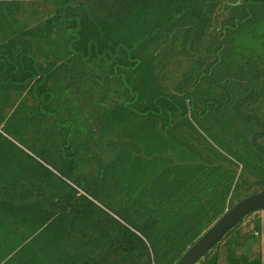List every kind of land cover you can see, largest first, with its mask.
Wrapping results in <instances>:
<instances>
[{"label": "trees", "instance_id": "16d2710c", "mask_svg": "<svg viewBox=\"0 0 264 264\" xmlns=\"http://www.w3.org/2000/svg\"><path fill=\"white\" fill-rule=\"evenodd\" d=\"M263 186L264 0H0V264H175Z\"/></svg>", "mask_w": 264, "mask_h": 264}, {"label": "water", "instance_id": "95a60500", "mask_svg": "<svg viewBox=\"0 0 264 264\" xmlns=\"http://www.w3.org/2000/svg\"><path fill=\"white\" fill-rule=\"evenodd\" d=\"M264 210V186L228 208L182 254L175 264H194L207 253L224 235L250 213Z\"/></svg>", "mask_w": 264, "mask_h": 264}, {"label": "rangeland", "instance_id": "374dc122", "mask_svg": "<svg viewBox=\"0 0 264 264\" xmlns=\"http://www.w3.org/2000/svg\"><path fill=\"white\" fill-rule=\"evenodd\" d=\"M258 217L260 218L259 239L253 234V225ZM259 248L261 262L264 264V210L246 217L231 236L218 246L219 264H225L227 256L232 253L237 257L246 256L247 260H250L259 253Z\"/></svg>", "mask_w": 264, "mask_h": 264}]
</instances>
